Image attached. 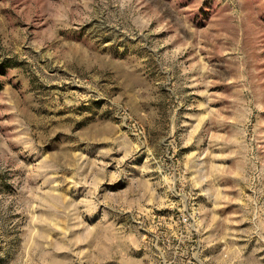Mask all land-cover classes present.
<instances>
[{"label": "rangeland", "instance_id": "obj_1", "mask_svg": "<svg viewBox=\"0 0 264 264\" xmlns=\"http://www.w3.org/2000/svg\"><path fill=\"white\" fill-rule=\"evenodd\" d=\"M0 264H264V0H0Z\"/></svg>", "mask_w": 264, "mask_h": 264}]
</instances>
